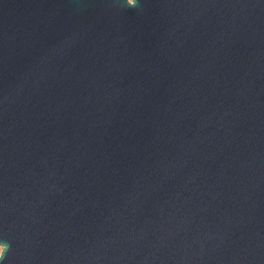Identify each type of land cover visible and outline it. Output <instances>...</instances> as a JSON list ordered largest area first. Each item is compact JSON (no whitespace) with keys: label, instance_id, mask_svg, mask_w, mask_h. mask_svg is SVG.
<instances>
[{"label":"water","instance_id":"obj_1","mask_svg":"<svg viewBox=\"0 0 264 264\" xmlns=\"http://www.w3.org/2000/svg\"><path fill=\"white\" fill-rule=\"evenodd\" d=\"M0 264H264V0H0Z\"/></svg>","mask_w":264,"mask_h":264},{"label":"clouds","instance_id":"obj_2","mask_svg":"<svg viewBox=\"0 0 264 264\" xmlns=\"http://www.w3.org/2000/svg\"><path fill=\"white\" fill-rule=\"evenodd\" d=\"M126 2H127V0H126ZM0 249L3 250L2 253H0V260H2L4 255H5V253H6V251H7V249H8V245L5 244V243H0Z\"/></svg>","mask_w":264,"mask_h":264},{"label":"snow or ice","instance_id":"obj_3","mask_svg":"<svg viewBox=\"0 0 264 264\" xmlns=\"http://www.w3.org/2000/svg\"><path fill=\"white\" fill-rule=\"evenodd\" d=\"M2 251H3V250H2V249H0V253H2Z\"/></svg>","mask_w":264,"mask_h":264}]
</instances>
